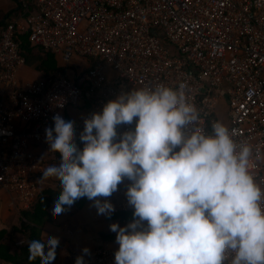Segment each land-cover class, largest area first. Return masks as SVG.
<instances>
[{
    "label": "built area",
    "instance_id": "built-area-1",
    "mask_svg": "<svg viewBox=\"0 0 264 264\" xmlns=\"http://www.w3.org/2000/svg\"><path fill=\"white\" fill-rule=\"evenodd\" d=\"M15 1L20 14L0 29V191L24 206L36 201L37 177L46 173L47 161L31 147L53 153L45 133L53 112L88 102V113L73 119V139L84 144V119L132 89L184 82L200 127L219 121L216 108L224 102L221 118L237 143L264 154V0ZM21 35L66 64L87 58L92 67L79 83L59 74L45 85L21 86ZM135 123L118 125L117 139ZM250 170L264 190V158L253 159ZM114 192L102 199L113 204ZM117 249L98 248L84 264H115Z\"/></svg>",
    "mask_w": 264,
    "mask_h": 264
},
{
    "label": "clouds",
    "instance_id": "clouds-1",
    "mask_svg": "<svg viewBox=\"0 0 264 264\" xmlns=\"http://www.w3.org/2000/svg\"><path fill=\"white\" fill-rule=\"evenodd\" d=\"M134 118V129L117 139V126ZM200 119L184 82L109 100L84 119L82 149L73 139V117L53 112L45 133L60 158L41 169L59 178L52 211L60 214L86 197L97 214L110 216L114 205L101 198L127 178L132 219L109 225L118 243L115 264H264V190L250 170L264 154L238 144L224 123L213 121L207 130ZM58 244V237L36 232L27 254L39 253L49 264ZM74 264H84L83 255Z\"/></svg>",
    "mask_w": 264,
    "mask_h": 264
},
{
    "label": "crops",
    "instance_id": "crops-1",
    "mask_svg": "<svg viewBox=\"0 0 264 264\" xmlns=\"http://www.w3.org/2000/svg\"><path fill=\"white\" fill-rule=\"evenodd\" d=\"M19 11V5L15 0H0V23L18 16ZM52 55L50 63L54 68L49 70V74H46L45 69H38L36 67L38 66L37 63L33 65L25 63L17 70V83L26 86V84L41 81L45 85L54 80L59 74H64L68 76L70 81L79 83L81 76L92 67V61L87 58H74L70 64H66L60 56ZM106 73L110 78L115 76V73L109 68ZM218 105L223 107L222 111H225L224 102H220ZM90 109L88 102H80L68 107L64 114L65 116L71 115L73 119H78L86 115ZM222 120L226 123L225 119L221 118ZM78 144V148L82 149L83 143ZM52 148L53 153L36 146H32L31 150L35 155L43 157L46 161L51 159L58 161L59 157L54 150L55 145ZM36 181L38 197L28 207L20 203L16 195L0 191V264H17L9 261L10 258H16L18 264H23L26 254H21V250L27 244V241L22 229L25 225L32 226L27 216L34 215L41 205L47 206L46 219L41 228V233L51 234L59 238L56 256L49 264H74V254L77 256L83 255L84 262H86L98 248H118V243L115 240L116 233L110 230L109 225L118 223V225L124 226L132 219L133 208L126 203L127 198L125 195L126 188L131 183L130 180L125 178L118 185L113 201L114 211L110 216L97 214L96 208L89 199L81 208L71 205L62 213L55 214L52 211L53 199L49 194L59 192L58 176L54 171H49L37 177ZM41 201L43 203L40 205ZM120 213L125 214L128 221L113 218L114 215ZM84 247L90 250L89 254L84 255L82 253ZM39 264H45L41 256Z\"/></svg>",
    "mask_w": 264,
    "mask_h": 264
},
{
    "label": "trees",
    "instance_id": "trees-1",
    "mask_svg": "<svg viewBox=\"0 0 264 264\" xmlns=\"http://www.w3.org/2000/svg\"><path fill=\"white\" fill-rule=\"evenodd\" d=\"M8 19L7 20H4L0 23V29L3 28L6 23H7ZM20 40H21V45H20V53L21 55L24 57L25 59V63L27 65H33L35 63H37L38 66H36L38 69H45V72L46 74H49V70L53 69L54 66L51 65L50 61L52 59V54L51 53H48V52H45L39 48H35V47H32L31 44L29 43L28 39H27V36L26 35H21L20 36ZM77 147H78V143H76ZM55 153L56 155L60 158V147L58 145H55ZM58 193V192H57ZM55 193V194H57ZM54 193H51L49 194L50 196H52V199L55 195ZM87 201V198L86 197H81L80 199L76 200L72 205L76 206L77 208H81V206ZM43 202L41 201L40 202V205L42 204ZM46 209H47V206H43L41 205L40 209L34 213V215L30 216L28 215L27 216V219L28 221L32 224V226L30 227L29 225H25L22 229V231L25 233V240L27 241L28 237L31 235V234H34L36 232H40L41 233V228L43 226V223H45V212H46ZM114 219H119L121 221H128V217L123 214V213H120L118 215H114L113 216ZM28 252V245H24L22 250H21V254H26V258H25V261L23 262V264H39L40 262V254L39 253H36L32 256H29L27 254ZM9 261L11 262H15L18 264L16 258H10L8 259Z\"/></svg>",
    "mask_w": 264,
    "mask_h": 264
},
{
    "label": "rangeland",
    "instance_id": "rangeland-1",
    "mask_svg": "<svg viewBox=\"0 0 264 264\" xmlns=\"http://www.w3.org/2000/svg\"><path fill=\"white\" fill-rule=\"evenodd\" d=\"M220 104V103H219ZM222 109H223V107H221V106H217V108H216V116L218 117V119H219V121L220 122H222L221 121V117H223V116H225L226 115V109H225V111H222ZM222 123H224V121L222 122ZM225 125L227 124V122L226 123H224Z\"/></svg>",
    "mask_w": 264,
    "mask_h": 264
}]
</instances>
